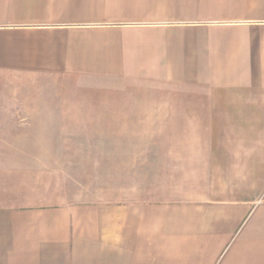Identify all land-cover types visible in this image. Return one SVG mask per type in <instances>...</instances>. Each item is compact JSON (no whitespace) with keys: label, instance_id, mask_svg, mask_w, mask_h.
I'll return each instance as SVG.
<instances>
[{"label":"crops","instance_id":"obj_1","mask_svg":"<svg viewBox=\"0 0 264 264\" xmlns=\"http://www.w3.org/2000/svg\"><path fill=\"white\" fill-rule=\"evenodd\" d=\"M1 76L111 101L0 104V264H264V0H0Z\"/></svg>","mask_w":264,"mask_h":264},{"label":"rangeland","instance_id":"obj_2","mask_svg":"<svg viewBox=\"0 0 264 264\" xmlns=\"http://www.w3.org/2000/svg\"><path fill=\"white\" fill-rule=\"evenodd\" d=\"M64 85L45 77L34 80L1 76L0 104H109L111 101L108 91L79 92L70 86L64 89ZM152 100L149 103H154ZM102 164L107 168V162Z\"/></svg>","mask_w":264,"mask_h":264}]
</instances>
